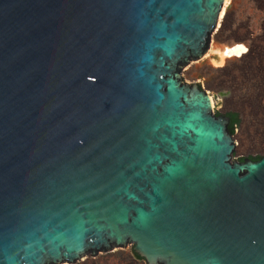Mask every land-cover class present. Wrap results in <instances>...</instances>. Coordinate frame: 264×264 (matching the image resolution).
<instances>
[{"label":"water","instance_id":"1","mask_svg":"<svg viewBox=\"0 0 264 264\" xmlns=\"http://www.w3.org/2000/svg\"><path fill=\"white\" fill-rule=\"evenodd\" d=\"M224 2L0 0V264H264V156L182 75L248 51Z\"/></svg>","mask_w":264,"mask_h":264},{"label":"rangeland","instance_id":"2","mask_svg":"<svg viewBox=\"0 0 264 264\" xmlns=\"http://www.w3.org/2000/svg\"><path fill=\"white\" fill-rule=\"evenodd\" d=\"M229 4L232 7L212 33L211 48L243 42L248 51L228 59L221 67L192 61L182 75L185 81L199 83L212 95L216 114H239L241 121L233 134V159L241 160L264 156V0H230ZM73 264L147 263L135 259L127 248H114L84 256Z\"/></svg>","mask_w":264,"mask_h":264},{"label":"trees","instance_id":"3","mask_svg":"<svg viewBox=\"0 0 264 264\" xmlns=\"http://www.w3.org/2000/svg\"><path fill=\"white\" fill-rule=\"evenodd\" d=\"M227 116L230 117V123H229V126H228L229 127V130L231 131L232 134H234L235 131H236V128H237L238 124L241 121V118L239 117V114L238 113H234V112L228 113ZM262 156L263 155H254V156H250V158L256 160V159L261 158ZM244 158L245 157H242L241 160H243ZM134 258L135 259H139V258H137L135 256H134Z\"/></svg>","mask_w":264,"mask_h":264},{"label":"bare ground","instance_id":"4","mask_svg":"<svg viewBox=\"0 0 264 264\" xmlns=\"http://www.w3.org/2000/svg\"><path fill=\"white\" fill-rule=\"evenodd\" d=\"M229 2L230 0H225L224 2V6L221 10V13H220V18H219V21H218V24H220L221 22V19L223 18V16L226 14L225 12L227 11V6H229ZM215 47V46H214ZM235 57V56H234ZM237 57V56H236ZM239 57V56H238Z\"/></svg>","mask_w":264,"mask_h":264}]
</instances>
